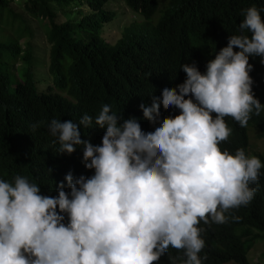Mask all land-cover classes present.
<instances>
[{"label":"clouds","instance_id":"9594fccd","mask_svg":"<svg viewBox=\"0 0 264 264\" xmlns=\"http://www.w3.org/2000/svg\"><path fill=\"white\" fill-rule=\"evenodd\" d=\"M242 14L240 34L229 36L206 72L182 64V84L139 106L159 124L154 131H143L136 117L118 124L122 117L108 104L95 117L106 128L101 145L81 139V126L93 123L88 114L78 122L50 121L59 154L81 146L82 162L94 174L77 178L69 171V191L60 182L55 197L22 175L0 179V264H156L165 254L170 264L207 259L199 255L205 229L198 225L225 224L231 210L247 206L264 167L243 149L233 155L219 147L232 132L225 117L246 127L264 110L249 75V57L264 64V19L256 6ZM161 105L180 114L161 119ZM170 247L183 257L171 256Z\"/></svg>","mask_w":264,"mask_h":264},{"label":"trees","instance_id":"16d2710c","mask_svg":"<svg viewBox=\"0 0 264 264\" xmlns=\"http://www.w3.org/2000/svg\"><path fill=\"white\" fill-rule=\"evenodd\" d=\"M106 1L23 0L30 15L45 21L48 59L41 80L29 64V38L23 45L18 41L19 34L0 39V179L13 182L15 176H25L46 196H57L60 182L69 191L64 179L69 171L78 178L90 177L94 170L85 168L81 146L70 155L59 154L57 138L48 130L52 119L78 122L85 114L92 116L91 127L79 129L81 139L101 145L106 128L97 126L95 117L108 104L122 117L118 124L136 117L143 131H154L159 124L145 119L139 106H151L165 87L182 84L187 78L182 64L195 63L202 74L206 72L208 61L227 46L229 36L240 34L242 10L256 6L264 19V0H164L162 4L157 0H122L142 20H131L109 42L103 37L104 24L110 22L115 11L104 6ZM70 9H75L72 16L56 14ZM15 15L8 0H0V21L3 17L13 21ZM19 19L23 24L20 15ZM24 30L30 36L26 24ZM19 59L21 65L15 70ZM261 59L249 57L253 66L249 75L254 81L252 91L264 106ZM178 114L179 109L164 110L161 105V119ZM212 115L215 117V113ZM225 121L232 132L220 143V149L233 155L243 149L248 155L245 127L231 117H225ZM248 124L256 127L261 139L262 148L256 156L264 165V110L259 116L253 114ZM48 168L53 170L51 174ZM260 172L259 183L250 185L256 191L247 206L231 210L225 224L209 226L201 221L198 225L205 229L201 234L205 247L199 255L207 259L202 264H248L241 237L256 236L258 232L250 228L264 233V167ZM64 222H68L66 215ZM240 225L245 228L236 230ZM169 254L183 257L182 250L171 247ZM156 264H170L168 255Z\"/></svg>","mask_w":264,"mask_h":264},{"label":"rangeland","instance_id":"374dc122","mask_svg":"<svg viewBox=\"0 0 264 264\" xmlns=\"http://www.w3.org/2000/svg\"><path fill=\"white\" fill-rule=\"evenodd\" d=\"M157 1L158 4H162L164 0ZM8 5L17 15H15L16 17H14L13 21H10L8 17L2 18V21H0V39L11 38L9 35L16 37V35L19 34L18 41L23 45L25 39L29 38L31 52L29 64L37 71L36 75L43 80L45 78L44 72L48 59V42L44 36L45 32L42 24L45 23V21H41L37 16L30 15L23 7V0H8ZM104 6L115 11V16L110 22L104 24L105 26L107 25V27L105 28L103 37L109 42H113L119 36L120 31L123 30L125 25L131 20H142L141 15L127 8L122 0H107ZM83 9H85V7H83ZM157 12L158 11L152 15L153 19L158 14ZM74 13L75 9H70L68 13L64 11L61 12V10L56 11V14L62 16V18L68 16V14L72 16ZM19 15L29 28L31 33L30 36L26 33V30H24L25 24L19 22ZM60 16L58 17L60 18ZM20 65L21 60L19 59L15 62L14 69L16 70ZM255 128L256 127L251 124L245 127L249 156H256V153H259L262 148L261 139L257 137ZM243 228H245V226L240 225L236 230ZM250 230L251 232H258L257 235L250 238L246 236L241 237L248 264H264V233L255 228H250ZM227 264L233 263L228 262Z\"/></svg>","mask_w":264,"mask_h":264}]
</instances>
